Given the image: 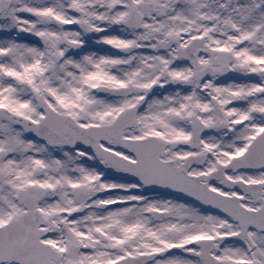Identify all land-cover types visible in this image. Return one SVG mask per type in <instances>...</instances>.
Wrapping results in <instances>:
<instances>
[{"label": "snow or ice", "instance_id": "1", "mask_svg": "<svg viewBox=\"0 0 264 264\" xmlns=\"http://www.w3.org/2000/svg\"><path fill=\"white\" fill-rule=\"evenodd\" d=\"M0 264H264V0H0Z\"/></svg>", "mask_w": 264, "mask_h": 264}]
</instances>
